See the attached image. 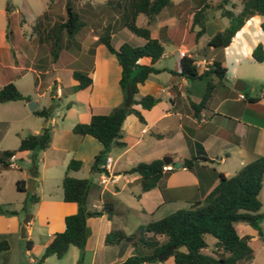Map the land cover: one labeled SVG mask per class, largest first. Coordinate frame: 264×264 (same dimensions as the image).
<instances>
[{"label":"crops","instance_id":"crops-1","mask_svg":"<svg viewBox=\"0 0 264 264\" xmlns=\"http://www.w3.org/2000/svg\"><path fill=\"white\" fill-rule=\"evenodd\" d=\"M5 1L0 0V16L3 20L10 21L16 8L9 2L11 10L6 15ZM220 1L169 0L148 24L149 35L161 44L162 54L153 63L157 72L150 73L142 83L137 84L136 93L132 97L151 95L157 101L148 109L134 105L139 110L142 121L131 113L122 120L119 141L123 144L111 145L105 153V158L110 159V173L114 176V181L105 185L98 184L97 172L90 170L91 159L101 145L90 136L73 134L71 127L76 122H88L92 114L108 113L122 101L118 86L120 66L115 56L97 41L99 35L108 33L111 43L114 32L108 30L109 26L104 24L101 26L102 33L90 30L85 36H80V29L68 38L65 31L58 28L63 16L57 20L49 13L46 2L45 9L34 19L35 26L31 27L28 38L22 34H14L9 26L0 24V86L11 82L22 92L18 82L30 72L34 75L31 90L37 92L41 77L48 70H57L58 56L53 61L46 59L47 53L55 46H58L65 60L74 58V49L82 48L92 56V63L88 68L74 70L69 68L70 64L65 65L69 68V91L64 92L61 89L57 76L49 79L54 84L52 89L55 90L51 95L58 99L63 97L66 102L62 120L66 117L70 123L67 127L56 125L50 110L49 117L43 118L39 124L40 128L32 130V133H40L43 127H47L50 141L37 157L40 169L39 166L36 167V174L22 170L15 182L22 181L20 186L24 189L26 180L31 179L30 191L36 200L32 202L33 205L28 203L24 210L12 207L0 211V241L4 240L8 245L7 249L0 251V264H117L129 255L143 253L145 248L125 241L105 244L104 236L112 227L120 229L126 235L133 233L142 224L184 208L192 201L203 199L216 185L219 173L231 176L244 164L258 157L264 158V88L258 92H254L251 87L246 90V81L255 70L252 64H264V59L256 63L250 56L257 43L261 44L264 55V33L259 27L264 16L252 15L248 18L234 33L228 45L209 46L207 40L227 23L226 19H221L224 18L220 14L221 8H217ZM240 1L228 0L222 8L237 13L241 7ZM103 2L108 5L106 10L115 12L121 21L122 10L129 0ZM90 8L88 6V10ZM196 10H201L204 18L203 33L197 38L194 37L197 27L192 26V14ZM107 17L105 15V19ZM20 19L17 17V22ZM119 24L118 30L124 32V38L114 45L111 43L112 47L116 48L123 42L132 46L143 44V38ZM145 25L146 17L142 26ZM79 37L89 38V46L83 47ZM199 44L201 49H198ZM182 56L192 58L199 70L206 69L213 61H218L225 67V73L220 80L213 74L207 75L206 79L210 78L214 86L204 105L197 111H194L191 104L200 101L206 79L191 80L178 75L176 71ZM142 62L146 63L147 60L142 59ZM72 71L86 73L90 77V84L83 89L74 90L77 82L71 76ZM260 72L264 75V68ZM237 80L242 84H237ZM234 84L242 89H233ZM27 94L28 92H22L25 97ZM239 94L244 98L240 99ZM29 101L36 104L34 110L49 108L39 107L36 97L27 98L26 101L1 103L16 104L23 108ZM200 117H203V121ZM25 152L28 151H21ZM11 156L15 159L14 155ZM163 156L170 158L167 164L172 169L163 171L153 188L140 191L139 175L124 173L138 162L161 160ZM200 156H204L205 160L193 162L189 167L182 166L183 159ZM71 158L80 160L81 166L88 162L87 174L80 171L81 166L76 171H66V164ZM105 158L100 161L98 168L104 164ZM65 173L71 177L89 180L90 184L84 195V203L88 209L97 210L104 199H111L114 213L110 219L104 214L85 218L88 234L81 256L76 247L69 245L61 258L50 255L39 260L52 235L63 230V217L76 211L74 202L62 200L61 179ZM262 190L264 173L258 198ZM26 200L27 195L24 194L21 201ZM260 208V235L253 228L246 230L238 225L237 229L235 223L242 221L234 223L238 235H248L250 247L253 238L261 236L264 239V213L260 212ZM10 211L14 213H9ZM20 218H27L26 223L22 224ZM21 227L24 233L18 235ZM144 239L147 242H162L164 237L145 233ZM26 241H30V244H26ZM141 264H172V259L168 256L160 262Z\"/></svg>","mask_w":264,"mask_h":264},{"label":"trees","instance_id":"trees-1","mask_svg":"<svg viewBox=\"0 0 264 264\" xmlns=\"http://www.w3.org/2000/svg\"><path fill=\"white\" fill-rule=\"evenodd\" d=\"M53 0H46L48 7ZM228 0H221L217 8H221L220 14L227 21L226 26L215 32L208 40L207 45L212 47H224L228 45L234 33L252 15L264 16V0H241L240 10L234 13L230 9L222 8ZM169 0H129L127 6L122 10L121 25L136 36L144 39L143 44L132 46L128 43H121L118 47H112L110 35L104 33L98 36L97 41L105 46L108 52L112 53L118 65L120 74L118 86L122 93V101L111 108L106 114H92L88 122H76L71 127V132L79 136H90L95 139L101 148L91 159L90 170L99 171L98 164L105 158V153L111 145L121 146L120 125L124 117L131 113L138 120L142 121L141 114L134 105L141 109L152 107L157 99L151 95L132 97L130 105H123L125 97V87L130 85L133 94L136 93L137 84L142 83L150 73L157 72L153 63L162 54V46L155 39L150 37L148 24L151 23L155 14L166 6ZM5 14L11 10L9 1H5ZM138 14L146 17L145 26H137L135 18ZM84 26V21L79 13L72 7L69 0L63 4V20L58 24V28L65 31L68 38L76 34ZM192 26L197 29L194 37L197 38L203 33L204 18L201 10H196L192 14ZM260 30L264 33V19L259 24ZM55 45V44H54ZM55 57V48L51 51ZM251 59L260 63L264 59L262 46L257 43L251 50ZM146 59L147 62H142ZM176 73L187 79L205 78L208 74H213L217 79H221L225 73V67L218 61H213L206 69L199 70L190 57L182 56L179 59ZM71 76L76 80L74 90L87 87L90 84V77L80 71H72ZM214 84L210 78L206 79L205 87L197 104H191L194 111L202 107L210 95ZM14 100L26 101L27 98L14 86L8 82L0 86V103ZM43 118L50 115L49 108H40L32 111ZM50 141V133L47 127L42 128V133H29L18 140L17 152L39 151L47 148ZM13 155L8 150H3L0 155V165L9 166L8 158ZM205 160L204 156L192 159H183L182 166L189 167L193 162ZM160 159L149 162H138L124 171V173H136L139 175L140 191H146L156 185L157 180L162 175ZM81 161L69 159L66 164V171H76L80 168ZM30 173L36 174L35 158H31ZM264 173V158L258 157L238 169L233 175L225 176L218 174L216 185L198 201L190 202L186 207L176 209L163 217L142 224L136 231L124 234L120 229L111 228L104 236L105 244H112L118 241L129 242L132 245L140 244L145 248L141 254L127 256L117 264H141L156 263V256L166 248L173 246L171 259L172 264H236L239 260L250 256L252 250L248 245V235H238L234 228V223L242 221L255 229L260 235L259 222L262 215L258 213L260 201L258 192L261 188ZM22 181H16L15 187L22 191ZM87 178H75L63 175L61 179L62 200L76 204V211L63 217L64 228L60 232L52 235L50 241L44 246L39 260L54 255L61 258L69 245L76 247L81 256L88 229L85 225V215L98 216L104 214L110 219L114 213L111 199H104L99 209L90 210L85 203H81V195L89 187ZM36 197L31 195L30 201L34 202ZM25 203V202H24ZM25 205V204H24ZM24 210V208H22ZM9 213H14L10 211ZM145 233L152 236L162 235L164 240L147 242L144 239ZM205 235L214 239V247L210 252H203L207 246ZM30 244V241H26ZM6 241H0V251L7 249Z\"/></svg>","mask_w":264,"mask_h":264},{"label":"rangeland","instance_id":"rangeland-1","mask_svg":"<svg viewBox=\"0 0 264 264\" xmlns=\"http://www.w3.org/2000/svg\"><path fill=\"white\" fill-rule=\"evenodd\" d=\"M3 1V0H2ZM16 11L11 16L10 21H5L0 16V24L2 26H9L14 34H22L24 37L28 38L31 27L34 28V19L41 11L45 9L46 0H8ZM55 1V2H54ZM74 9L79 13L81 19L84 21V26L79 31L80 36H85L90 30H97L102 33L101 26L107 24L108 30H112L114 33L111 38V43L114 45L119 39L124 38V32L118 30L120 28L121 21L115 12L112 13L110 10H106L107 4L103 0H69ZM63 3L64 0H53L48 6V11L55 18L63 16ZM90 6V10H88ZM94 8L92 9V7ZM95 11V12H94ZM107 15V19H105ZM17 17H20V21L17 22ZM225 21V18H221ZM58 20V19H57ZM145 21V16L143 14H138L135 24L137 26H142ZM31 25V26H30ZM18 31V32H17ZM17 34V35H18ZM22 36V37H23ZM80 43L83 47H88L89 38H80ZM58 45V44H57ZM201 49V44H199L198 49ZM58 56L57 60L55 57ZM202 56V55H199ZM55 57H52L51 52L47 53L46 59L49 61L56 60V71L48 70L44 76L40 79V88L37 92L31 90V85L34 80V75L27 72L23 78L18 82L19 88L22 92H28L26 98L32 99L34 97L39 101V107L45 106L52 110L55 118V124L63 127L69 126L70 121L68 118L62 120V114L65 111V104L63 97L56 98L51 94H54L55 90L52 89L54 84L49 81L50 78L57 76V82L61 89L69 91L70 88V77L68 76L67 70L69 68L74 70H80L88 68L92 63V56L87 54L85 50L74 49V58L71 60H65L64 55L59 50L58 46H55ZM47 61V62H48ZM70 64L69 68H66V64ZM255 68L252 77L246 81V90L249 87L253 89L254 92H258L264 88V75L260 72V69L264 68V64H252ZM54 67L52 66L51 69ZM21 92V93H22ZM74 98V94H73ZM32 102V101H31ZM34 103V102H33ZM40 109V108H39ZM43 121V117L32 113L27 104L25 107L20 108L16 104L0 103V155L3 150H8L13 153L15 159H13L14 166H1L0 165V211L8 210V208H24L28 203H33L30 201V196L33 195L29 189V181L26 180L24 184V192H18L15 188V180L19 178L21 171L24 170L29 173L31 158H35L36 167L40 169V164L36 161L37 157L41 155V150L39 151H28L25 153L17 152L18 140L20 137L26 134L32 133V130L40 128L39 124ZM75 137V136H74ZM89 170L88 162L82 164L80 171L87 174ZM92 174V173H91ZM93 175V174H92ZM27 195V200L24 203L21 199ZM259 201L261 202L260 212L264 213V190L261 191L259 195ZM25 204V205H24ZM19 212V211H18ZM21 212V211H20ZM23 218V217H22ZM20 218V220L22 219ZM236 228L241 225L246 230L251 229L249 225L243 222L235 223ZM262 226L264 230V219L262 221ZM20 230V229H19ZM18 235H21L19 231ZM205 241L207 246L203 249L204 252H210L213 249L214 239L205 235ZM251 254L247 258L241 259L237 264H264V239L261 236L253 238L250 242Z\"/></svg>","mask_w":264,"mask_h":264},{"label":"water","instance_id":"water-1","mask_svg":"<svg viewBox=\"0 0 264 264\" xmlns=\"http://www.w3.org/2000/svg\"><path fill=\"white\" fill-rule=\"evenodd\" d=\"M6 1H8V0H6ZM236 83H237V84H238V83H239V84H242V82H241L240 80H237ZM237 84H234V85H233V89H235V90H241L242 87H241V88L238 87ZM242 86H243V85H242ZM132 96H133V91H132L130 85L127 84L126 87H125V97H124V101H123V105H124L125 107H127V106L130 105V102H131ZM27 107H28L29 110L32 111V110H34V108L36 107V104L33 103V102H30V101H29V102L27 103ZM43 126H44V124H43ZM40 133H42V130L40 131ZM161 161H162L163 164H167L168 162H170V158H169L168 156H163V157L161 158ZM29 184H31V181H29ZM29 189H31V186H29ZM80 202H81V203H84V192H83L82 195H81V200H80ZM85 217H87V215H85ZM26 221H27V218L22 219V220H21V223H22V224H25ZM20 231H21V234L23 235V233H24V232H23V227L20 228ZM173 250H174V247H173V246H170V247L166 248L164 251L160 252V253L156 256L157 261L160 262V261L166 259V257H168V256H170V255L172 254Z\"/></svg>","mask_w":264,"mask_h":264},{"label":"built area","instance_id":"built-area-1","mask_svg":"<svg viewBox=\"0 0 264 264\" xmlns=\"http://www.w3.org/2000/svg\"><path fill=\"white\" fill-rule=\"evenodd\" d=\"M180 55H183V52H180ZM198 64V63H196ZM262 94H264V91L262 92ZM238 97L240 99L244 98V96L242 94H239ZM200 120L203 121V117H200ZM9 161V165L10 166H14V163H13V158L12 156L8 159ZM109 162H110V159L109 157H106L105 158V162L104 164L100 167V170L97 171V174H98V184L100 185H105L107 183H110V182H113L114 181V176L112 173H110V170H109ZM172 169V166L169 165V164H164L161 166V170L162 171H167V170H170ZM36 264H44L42 262H39V263H36Z\"/></svg>","mask_w":264,"mask_h":264}]
</instances>
